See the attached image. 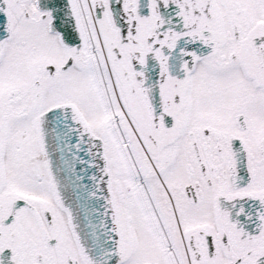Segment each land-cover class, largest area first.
<instances>
[{"label":"snow or ice","instance_id":"1","mask_svg":"<svg viewBox=\"0 0 264 264\" xmlns=\"http://www.w3.org/2000/svg\"><path fill=\"white\" fill-rule=\"evenodd\" d=\"M0 264H264V0H0Z\"/></svg>","mask_w":264,"mask_h":264}]
</instances>
